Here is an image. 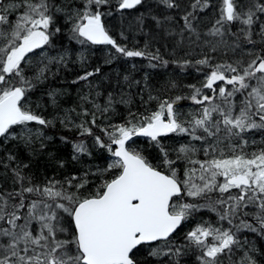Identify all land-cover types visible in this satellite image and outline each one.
I'll return each mask as SVG.
<instances>
[{
  "label": "snow or ice",
  "instance_id": "6c2138e0",
  "mask_svg": "<svg viewBox=\"0 0 264 264\" xmlns=\"http://www.w3.org/2000/svg\"><path fill=\"white\" fill-rule=\"evenodd\" d=\"M0 264H264V0H0Z\"/></svg>",
  "mask_w": 264,
  "mask_h": 264
},
{
  "label": "trees",
  "instance_id": "16d2710c",
  "mask_svg": "<svg viewBox=\"0 0 264 264\" xmlns=\"http://www.w3.org/2000/svg\"><path fill=\"white\" fill-rule=\"evenodd\" d=\"M102 47V46H101ZM97 55H102V53H97ZM98 61L93 58L92 60V63H97ZM132 62H135L137 63V70L133 73L137 78H139L140 76L143 75V72L144 71H148L150 73L151 76H153L154 78H163V77H166L168 75V73H165L163 70H152V69H148L147 66H146V62L145 61H140L139 58H137L136 61H132ZM116 68H119L121 71H123V69L127 68L129 70H131V63L127 64V65H117V64H113V65H106L104 66V71L105 72H111L113 77L115 75V69ZM190 70V69H189ZM189 70H187V73L189 72ZM190 77L189 79H187L186 77ZM181 81L182 82H188L189 83V80L192 79L193 82H196L199 80V76L197 75V73H190L186 76H181L180 77ZM59 86V85H57ZM65 87H69V85L65 84L64 85ZM75 91V88L73 87V93ZM67 152V149L64 150V153ZM62 153V154H64Z\"/></svg>",
  "mask_w": 264,
  "mask_h": 264
},
{
  "label": "bare ground",
  "instance_id": "6f19581e",
  "mask_svg": "<svg viewBox=\"0 0 264 264\" xmlns=\"http://www.w3.org/2000/svg\"><path fill=\"white\" fill-rule=\"evenodd\" d=\"M188 70H189V69H188ZM191 72H192V73H195V71H194L193 69H190L189 72L187 73V75L190 74ZM186 78L189 79L190 77L187 76ZM191 82H193L192 79L189 80V83H191Z\"/></svg>",
  "mask_w": 264,
  "mask_h": 264
}]
</instances>
